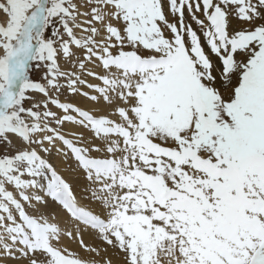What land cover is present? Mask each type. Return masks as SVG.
<instances>
[{
  "label": "snow or ice",
  "instance_id": "obj_1",
  "mask_svg": "<svg viewBox=\"0 0 264 264\" xmlns=\"http://www.w3.org/2000/svg\"><path fill=\"white\" fill-rule=\"evenodd\" d=\"M0 264H264V0H0Z\"/></svg>",
  "mask_w": 264,
  "mask_h": 264
}]
</instances>
